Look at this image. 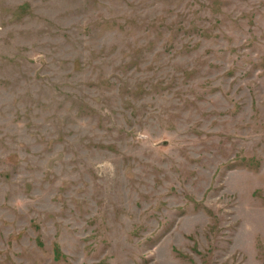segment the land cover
Returning <instances> with one entry per match:
<instances>
[{
	"label": "rangeland",
	"instance_id": "rangeland-1",
	"mask_svg": "<svg viewBox=\"0 0 264 264\" xmlns=\"http://www.w3.org/2000/svg\"><path fill=\"white\" fill-rule=\"evenodd\" d=\"M0 264H264V0H0Z\"/></svg>",
	"mask_w": 264,
	"mask_h": 264
}]
</instances>
